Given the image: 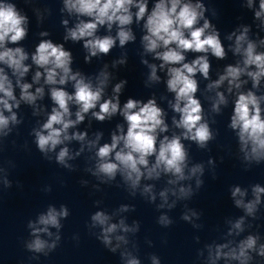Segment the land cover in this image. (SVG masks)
<instances>
[{
  "label": "clouds",
  "instance_id": "9594fccd",
  "mask_svg": "<svg viewBox=\"0 0 264 264\" xmlns=\"http://www.w3.org/2000/svg\"><path fill=\"white\" fill-rule=\"evenodd\" d=\"M248 8H252L253 0H247ZM64 9L69 13H75L78 22L73 28L67 29L65 40L83 41V47L88 51L85 61L89 62L91 57L98 54L107 55L116 45L124 47L128 42L135 41L136 37L130 25L133 20L137 23L143 21L145 34L142 36V44L146 53L154 54V59L161 61L159 68L166 69V86L170 93L174 94V102L169 101L173 112L178 114V119L174 116L172 123L176 129H180L179 134H161L169 132V125L165 122V112L157 105L155 98L143 102L129 98L123 107L120 105L119 93L126 84L120 81L115 84L113 92L116 94L111 98L102 99L104 89L109 80V73L101 71L97 76V83L81 72H73L71 64L73 62L72 53L65 50L63 44L53 43L51 40H42L31 56V60L38 69L33 77L34 83H39L41 78L44 84L50 87V98L55 105L51 108L40 129H33L35 144L38 151L45 159H51L49 152L57 149V146L64 145L66 141H84L87 133L75 132L69 134V129L85 119V114L90 110L93 117L98 121L119 113L126 122V131L123 125H117V132L111 135V142L104 143L97 147L100 135L96 140L89 141V147H96L95 156L97 158L95 169H88L92 175L101 179V183H108L115 179L120 173L124 181L132 188L136 189L142 178L158 179L161 174H170L173 179L168 183L177 185L181 181L190 180L197 173L203 175L204 167L196 164L189 169L186 175L188 150L182 140L192 141L201 149L208 146V142L216 138L210 128L209 123L204 119V110L201 101L197 98L198 81L196 74H201L205 79L209 78L210 62L208 54L223 60L226 57L225 48L220 39V33L208 19L204 17L205 5L200 2L192 3L191 0H156V3L149 10L148 0H64ZM133 9L136 11L133 13ZM87 18V19H84ZM254 18L260 20L258 27L264 30V0L259 2V10L255 11ZM203 20L202 26H198ZM28 23L26 15L21 14L15 3L0 0V64L6 65L12 70L16 77L15 86L21 90L20 99L29 105L35 104L38 98H43L44 87H37L35 93L29 91L32 84L22 83L23 78L29 72V65L24 62L28 60V54L22 47H8L9 43L17 44L27 36ZM66 26L67 20L62 21ZM116 26V35L98 36L97 32L101 27L106 26L111 32ZM250 25H241L239 34L235 31L228 35L227 39L232 40L235 36L234 46L230 45V50L234 55H239L242 59L236 65L226 66L223 74L218 79L207 85L209 90L218 89L227 82L229 93L235 90V100L230 124L228 127L236 132L238 137L240 152L243 159L249 163L257 164L264 161V109L261 102L264 96H258L254 91H241L242 86L248 77L252 81V88H258L261 79L264 78V51H257V43L249 39ZM41 35H48L42 32ZM264 45V40L259 41ZM201 53L191 62H186V53ZM119 63H125L120 60ZM142 63L151 69L149 80L159 82L157 75V65L148 64L147 60ZM73 82V92L66 91L63 86L68 82ZM0 136H7L11 131L9 124H18L16 113L13 108H19L20 101L14 95L13 81L6 74L5 69L0 67ZM12 101L13 103H10ZM228 101L223 92L217 91L216 98L212 103V111L219 113L221 105H227ZM77 106L75 119H71L72 112L70 105ZM5 111L11 113L6 116ZM35 114V113H34ZM215 121H213L214 123ZM75 153L79 156L80 152ZM154 157V162L150 164V158ZM75 157L70 154L67 146L61 147L56 154L55 161L64 168L72 169V165L67 161ZM209 163L214 161L209 159ZM143 169V170H142ZM0 173H5L3 184L5 188L11 187V182L6 177V170L0 168ZM87 184V181H82ZM203 180L197 179V188L202 187ZM98 189V185L94 186ZM151 186L144 189L145 193H151ZM172 192L178 199H186L193 196L191 186H180L177 189H165L159 193L164 203H167L168 193ZM254 199L245 202L243 199L247 192L240 186L231 189V196L235 206L242 208L246 216L255 219L258 205L261 203V196L264 194V187L259 184L252 186ZM237 197H239L237 199ZM156 199L155 195L151 200ZM169 208L173 205H168ZM160 207H164L161 204ZM121 211H128V206H121ZM69 209L61 206L58 211L54 206H49L46 213L38 216L36 221H29L28 227L34 237L25 244L26 250L32 253L49 255L58 247L61 237L59 232L55 234V239L49 243L42 239V234L52 237L54 234L49 230L62 228L61 219L68 218ZM197 216L196 212H192ZM182 219L189 221L191 217L187 214ZM91 227L101 229L97 239L115 253L121 245H127L128 240L119 232L128 233L139 230V225L129 227L124 219L118 223L112 222V217L104 211H96L91 215ZM163 226H169L172 221L167 215H161L158 221ZM245 217L241 216L229 230V235L244 231ZM115 240V245H113ZM259 236L248 235L235 247L229 244H221L210 249V258L213 261L221 257L229 260L239 261V264H249L253 259L251 253L255 252L259 257L264 258V244H259ZM227 248L228 251H224ZM121 257L126 258V264H141L140 260L133 256L131 252L125 250L121 252ZM32 259H38L33 256ZM153 264H160V261L153 256Z\"/></svg>",
  "mask_w": 264,
  "mask_h": 264
}]
</instances>
